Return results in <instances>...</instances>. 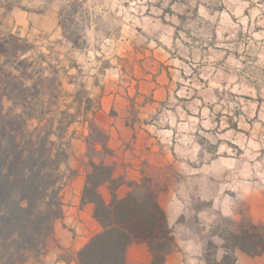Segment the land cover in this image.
<instances>
[{
  "label": "rangeland",
  "instance_id": "1",
  "mask_svg": "<svg viewBox=\"0 0 264 264\" xmlns=\"http://www.w3.org/2000/svg\"><path fill=\"white\" fill-rule=\"evenodd\" d=\"M4 63L37 85L46 119L77 114L68 132L71 180L92 172L82 111L100 108L94 120L109 136L116 178L126 179L128 151L139 180L145 163L169 168V189L186 183V202L199 208L195 191L201 213L216 215L208 223L193 214V230L210 237L222 217L239 221L248 212L264 224V0H0ZM0 108H12L1 92ZM201 177L214 200L197 193ZM54 233L18 264L75 260Z\"/></svg>",
  "mask_w": 264,
  "mask_h": 264
},
{
  "label": "trees",
  "instance_id": "2",
  "mask_svg": "<svg viewBox=\"0 0 264 264\" xmlns=\"http://www.w3.org/2000/svg\"><path fill=\"white\" fill-rule=\"evenodd\" d=\"M68 39L78 47L77 41ZM6 64L0 66V92L12 108L5 114L0 108V264H18L26 253L41 250L64 217L62 190L76 174L67 166L68 132L77 122V114L64 111L59 118L46 119L37 85L27 86L24 77L28 74L23 72L19 77L7 72ZM9 67L19 72L15 66ZM98 110L87 106L82 111L89 124L86 156L92 172L86 177L81 204L93 206V218L102 229L75 253L76 264H127L126 252L133 243L148 245L151 264H165L177 246V233L201 241L206 264H238L237 251L253 259L264 255V224L255 223L249 212L239 221L222 217L210 237L203 230L190 228L189 218L195 214L198 220L205 209L195 191L192 199L199 208L186 202L182 217L171 228L159 204V195L170 187L169 168L145 163L140 180L116 178L114 165L106 161L112 155L109 136L94 120ZM105 185L110 201L101 193ZM125 185L129 191L119 197L118 191ZM220 249L225 251L221 260L217 254Z\"/></svg>",
  "mask_w": 264,
  "mask_h": 264
},
{
  "label": "crops",
  "instance_id": "3",
  "mask_svg": "<svg viewBox=\"0 0 264 264\" xmlns=\"http://www.w3.org/2000/svg\"><path fill=\"white\" fill-rule=\"evenodd\" d=\"M11 15L23 19V11H11ZM123 165L125 178L127 180H139L140 168L136 166L129 157L128 151L123 156ZM135 170V171H134ZM91 172L83 174L80 172L73 180L69 181L63 190L64 217L57 224L53 241L57 248L62 251H69L75 254L81 250L90 240V238L101 231L100 224L93 218V206L81 204L82 193L85 187L86 177ZM135 173V174H134ZM204 179L201 177L197 187V193L202 200H214L204 191ZM129 189L122 186L119 191V197H124ZM101 193L106 201L110 200V195L106 189L101 188ZM190 198V191L186 183H182L179 189L170 188L166 193L159 195V204L167 215V220L171 228H175L185 209V202ZM215 202V201H214ZM223 204V201H222ZM202 220L212 223L216 215L212 212L200 213ZM264 222L263 220H261ZM256 222V221H254ZM260 221H258L259 223ZM177 246L175 250L167 256L165 264H206L203 257L201 241L197 238L185 239L181 233L176 234ZM238 264H264V255L258 258H250L241 251L236 252ZM219 258V260H221ZM48 260H51L49 258ZM153 255L147 244L133 243L126 252L127 264H151ZM56 264H76V261L66 262L55 259Z\"/></svg>",
  "mask_w": 264,
  "mask_h": 264
}]
</instances>
